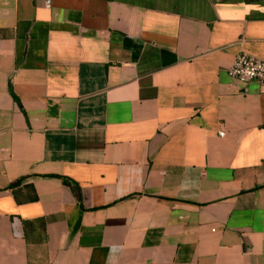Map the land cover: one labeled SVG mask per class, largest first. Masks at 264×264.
Segmentation results:
<instances>
[{"label": "crops", "instance_id": "crops-1", "mask_svg": "<svg viewBox=\"0 0 264 264\" xmlns=\"http://www.w3.org/2000/svg\"><path fill=\"white\" fill-rule=\"evenodd\" d=\"M45 1L0 0V264H264V0Z\"/></svg>", "mask_w": 264, "mask_h": 264}, {"label": "built area", "instance_id": "built-area-1", "mask_svg": "<svg viewBox=\"0 0 264 264\" xmlns=\"http://www.w3.org/2000/svg\"><path fill=\"white\" fill-rule=\"evenodd\" d=\"M45 3L48 5L49 0ZM227 74L241 83L256 81L264 84V61L244 52L238 53L228 67ZM219 135H223V132H219Z\"/></svg>", "mask_w": 264, "mask_h": 264}, {"label": "trees", "instance_id": "trees-1", "mask_svg": "<svg viewBox=\"0 0 264 264\" xmlns=\"http://www.w3.org/2000/svg\"><path fill=\"white\" fill-rule=\"evenodd\" d=\"M19 182V180L18 181H15V182H13L11 185H10V187H12V186H14L15 184H17Z\"/></svg>", "mask_w": 264, "mask_h": 264}]
</instances>
